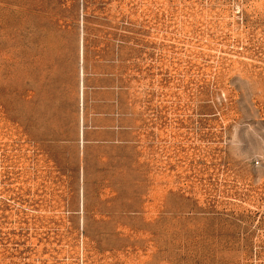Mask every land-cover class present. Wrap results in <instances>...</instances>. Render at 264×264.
<instances>
[{"label":"rangeland","instance_id":"obj_1","mask_svg":"<svg viewBox=\"0 0 264 264\" xmlns=\"http://www.w3.org/2000/svg\"><path fill=\"white\" fill-rule=\"evenodd\" d=\"M0 264H264V0H0Z\"/></svg>","mask_w":264,"mask_h":264}]
</instances>
